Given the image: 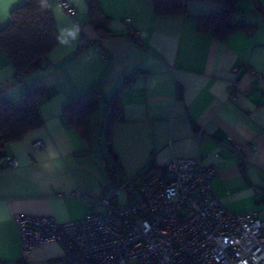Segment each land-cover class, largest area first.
Segmentation results:
<instances>
[{"label":"crops","instance_id":"1","mask_svg":"<svg viewBox=\"0 0 264 264\" xmlns=\"http://www.w3.org/2000/svg\"><path fill=\"white\" fill-rule=\"evenodd\" d=\"M48 1L59 38L49 67L20 76L0 49V98L21 106L34 89L48 94L38 107L42 126L4 147L1 260L17 264L20 255L16 214L78 220L93 212L100 195L171 158L215 164L214 195L235 214L264 219V0L237 1L236 20L249 26L224 42L196 30L199 16L219 11L210 2H188L182 15L155 16L151 0H100L112 33L101 36L89 23L85 0H65L74 9L71 17L58 0ZM24 2L0 0V30ZM126 18L140 32V44L128 34ZM125 82L122 121L106 144L105 126L95 122L100 102L107 113V102ZM96 86L101 95L84 140L64 108ZM7 158L15 165L8 167ZM76 190L91 203L72 197ZM62 252L59 244H46L31 251L26 264H57Z\"/></svg>","mask_w":264,"mask_h":264},{"label":"built area","instance_id":"2","mask_svg":"<svg viewBox=\"0 0 264 264\" xmlns=\"http://www.w3.org/2000/svg\"><path fill=\"white\" fill-rule=\"evenodd\" d=\"M57 4L66 16L74 14L65 0ZM125 24L140 44L131 20ZM6 165L15 162L7 158ZM216 174V165L200 158H171L141 178L134 202L118 200L132 176L95 200L100 211L78 220L16 214L17 264H26L31 251L51 243L63 249L57 264H264V219L229 211L211 189ZM71 196L85 205L92 201L80 190ZM0 264L11 263L0 258Z\"/></svg>","mask_w":264,"mask_h":264},{"label":"trees","instance_id":"3","mask_svg":"<svg viewBox=\"0 0 264 264\" xmlns=\"http://www.w3.org/2000/svg\"><path fill=\"white\" fill-rule=\"evenodd\" d=\"M89 23L101 36L112 35L108 29L109 19L100 8V0H85ZM155 16H176L185 14L188 2H210L219 6V11L206 16H199L196 30L210 34L216 40L224 42L226 38L239 30L245 23L236 20L235 5L238 0H151ZM59 41L52 18L51 5L48 0H25L24 4L10 13V23L0 30V49L6 55L16 73L29 75L49 67L48 54ZM128 85L123 83L107 102L106 125L103 138L110 142L111 129L115 123L122 121L119 95ZM98 86L64 108L69 125L79 131L84 140L89 138V117L97 110L100 97ZM48 98L43 89H34L24 97L21 106L0 98V170L5 159L6 144L19 141L27 132L40 128L42 120L38 107L42 100ZM142 177H135L125 190L128 202L137 199V184ZM126 180V179H125ZM125 180L117 187H120ZM116 187V188H117Z\"/></svg>","mask_w":264,"mask_h":264},{"label":"rangeland","instance_id":"4","mask_svg":"<svg viewBox=\"0 0 264 264\" xmlns=\"http://www.w3.org/2000/svg\"><path fill=\"white\" fill-rule=\"evenodd\" d=\"M109 97H110V94H108V93H106L105 94V99L106 100H108L109 99ZM99 117H98V119L95 121V122H97L96 124H97V126L98 125H100L101 124V127H102V129L104 128V126L106 125V113H105V110H103V105H102V103L100 102V110H99V115H98ZM96 126V127H97ZM96 132H98V130H96ZM97 139H96V136L94 137V142L96 141ZM103 195V194H102ZM101 196V195H100ZM99 196V197H100ZM98 197V198H99ZM98 198H96V199H98ZM95 199V200H96ZM118 200H119V202L121 203V204H124V203H126L128 200H129V198H128V191L127 190H123L122 192H121V195H120V197L118 198ZM95 203H96V201H95ZM95 205V204H94ZM101 210V208L99 207V206H97L96 208H93L92 209V211H100Z\"/></svg>","mask_w":264,"mask_h":264}]
</instances>
